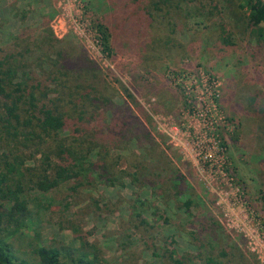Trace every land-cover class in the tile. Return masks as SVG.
<instances>
[{"label":"trees","instance_id":"16d2710c","mask_svg":"<svg viewBox=\"0 0 264 264\" xmlns=\"http://www.w3.org/2000/svg\"><path fill=\"white\" fill-rule=\"evenodd\" d=\"M95 1L111 11L98 23L101 50L108 58L135 49L137 41L143 45L140 57L144 59L182 47L171 35H153L156 12L169 6V14L175 0ZM239 1L242 20L238 31L249 29L259 49L264 45V0ZM30 37L23 29L11 42L0 45V264H108L99 244L81 235L69 243L34 241L21 249L14 248L11 240L30 218L29 186L41 193L64 186L70 197L91 181L123 186V174L140 192L148 190L145 196L133 191L134 197L128 199L126 226L131 231L127 232L144 235L151 228L150 220L176 229L169 241L161 242L160 264H260L256 255L242 247L238 234L223 230L209 199L196 189L198 182L187 180L167 149L133 113L130 103L137 105V98L122 81H116L120 90L111 93L102 67L84 49L75 50L47 27L37 28L33 41H28ZM221 39L235 45L224 29ZM142 85L136 81L132 88L142 91ZM240 93L227 96L230 112L238 119L237 133L230 139L237 142L240 133L264 210V98L259 99L260 88L252 89L248 96ZM113 99H121V103H113ZM85 117L89 123L103 121L95 129L83 126L68 131L71 119L78 118L82 124ZM131 142L141 152L132 153L136 163L126 172L117 167L118 157L113 160L110 156L113 149H128ZM148 150L152 157H145ZM157 184L172 190L164 192L167 200L161 210L156 203L162 195ZM240 184L247 192L246 184ZM150 200L156 203L152 211L147 207ZM177 234L184 235V245L173 238ZM146 241L143 245L148 248ZM139 259L114 264H138Z\"/></svg>","mask_w":264,"mask_h":264},{"label":"rangeland","instance_id":"374dc122","mask_svg":"<svg viewBox=\"0 0 264 264\" xmlns=\"http://www.w3.org/2000/svg\"><path fill=\"white\" fill-rule=\"evenodd\" d=\"M239 2L175 0L169 14V6L163 7L156 12L153 35H171L182 47L165 56L144 59L140 57L143 45L138 41L135 49L122 50L117 57L104 54L98 23L108 10L95 0H0V45L11 42L23 29L33 36L28 41H33L37 28L47 27L75 50L84 49L102 67L111 93L120 90L116 81H122L137 98V105L130 103L131 110L167 149L187 180L198 182L196 189L210 200L207 203L223 230L238 234L243 244L238 238L236 241L264 264V210L253 179L255 173L240 133L237 142L230 139L237 133L238 119L230 112L228 93L238 91L248 96L252 89L260 88L263 96L259 95V99L264 98V45L255 48L249 29L246 33L238 31L242 20ZM222 29L230 33L235 45L223 43ZM136 81L144 84L142 91L132 88ZM219 88L222 98L218 96ZM113 100L121 103V99ZM138 105L145 114L140 113ZM77 119H71L68 131L83 126L95 129L103 121L89 123L85 117L81 124ZM140 150L136 142H131L128 149H113L110 158L118 157L116 165L120 170L132 171L137 159L132 153ZM149 150L143 152L145 157H152ZM122 176L123 186L91 181L70 197L64 186L45 193L29 186L31 215L11 244L21 249L34 241L69 243L81 235L99 244L108 264L123 260L129 263L137 257L138 264H160L161 242L169 241L168 236L176 229L150 220L151 228L144 235L127 232L131 231L126 226L128 199L134 197L133 191L140 190L127 175ZM241 181L247 192L241 189ZM156 186L162 193L156 202L161 210L167 200L164 192L172 190ZM140 193L145 196L148 190ZM156 203L150 200L148 210L152 211ZM173 238L185 244L183 234Z\"/></svg>","mask_w":264,"mask_h":264}]
</instances>
